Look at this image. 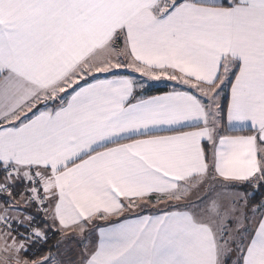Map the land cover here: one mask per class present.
<instances>
[{
    "label": "snow or ice",
    "instance_id": "1",
    "mask_svg": "<svg viewBox=\"0 0 264 264\" xmlns=\"http://www.w3.org/2000/svg\"><path fill=\"white\" fill-rule=\"evenodd\" d=\"M0 264H264V0H0Z\"/></svg>",
    "mask_w": 264,
    "mask_h": 264
},
{
    "label": "trees",
    "instance_id": "2",
    "mask_svg": "<svg viewBox=\"0 0 264 264\" xmlns=\"http://www.w3.org/2000/svg\"><path fill=\"white\" fill-rule=\"evenodd\" d=\"M162 91H166V90L164 88H153L150 90L149 94H158L159 92H162ZM140 214H142V213H140ZM42 254L43 253H37V255L33 258L39 257Z\"/></svg>",
    "mask_w": 264,
    "mask_h": 264
},
{
    "label": "crops",
    "instance_id": "3",
    "mask_svg": "<svg viewBox=\"0 0 264 264\" xmlns=\"http://www.w3.org/2000/svg\"><path fill=\"white\" fill-rule=\"evenodd\" d=\"M169 84H170V82H169ZM170 87V86H169ZM169 87H166L164 84H158V86L156 87V88H164L166 91L167 90H169ZM159 94V93H158ZM143 214H151V213H149V212H144V213H142L141 215H143ZM97 235H98V233H97Z\"/></svg>",
    "mask_w": 264,
    "mask_h": 264
},
{
    "label": "rangeland",
    "instance_id": "4",
    "mask_svg": "<svg viewBox=\"0 0 264 264\" xmlns=\"http://www.w3.org/2000/svg\"><path fill=\"white\" fill-rule=\"evenodd\" d=\"M169 86H171V85L169 84ZM145 212L151 213V210H146ZM36 258L38 259L39 257H36Z\"/></svg>",
    "mask_w": 264,
    "mask_h": 264
}]
</instances>
